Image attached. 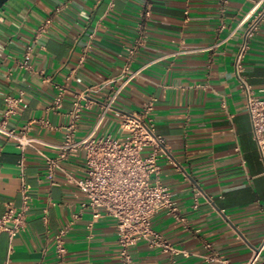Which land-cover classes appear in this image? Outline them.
Instances as JSON below:
<instances>
[{
	"label": "crops",
	"instance_id": "1",
	"mask_svg": "<svg viewBox=\"0 0 264 264\" xmlns=\"http://www.w3.org/2000/svg\"><path fill=\"white\" fill-rule=\"evenodd\" d=\"M260 1L153 0L146 20L143 0L4 3L0 118L6 95L22 91L23 109L8 126L34 142L22 151L15 139L0 134V219L10 204L20 207L21 178L31 197L24 230L10 238L0 229V264H57L53 240L63 226H68L64 264L121 262L115 219L92 220L88 208L74 217L85 194L69 177L83 175L84 151L46 176L43 154H56L80 92L94 103L82 109L76 139L91 132L123 138L118 112L152 103L149 118L171 157L159 160L157 177L184 220L160 209L150 226L188 253L177 254L176 264H215L212 257L246 264L253 255L254 264H264V163L234 71L242 28L233 32ZM47 18L46 31L36 36ZM27 47L30 67L23 68ZM129 60L130 70L139 71L99 120L101 103L120 85ZM243 75L256 95L264 93V21L249 40ZM58 87L64 91L54 109ZM129 253V264H167L170 257L144 241Z\"/></svg>",
	"mask_w": 264,
	"mask_h": 264
},
{
	"label": "built area",
	"instance_id": "2",
	"mask_svg": "<svg viewBox=\"0 0 264 264\" xmlns=\"http://www.w3.org/2000/svg\"><path fill=\"white\" fill-rule=\"evenodd\" d=\"M153 0H143L141 17L146 20L150 16V7ZM51 19L47 18L37 26L36 36L44 34ZM264 21V0L252 7L239 21L233 32L242 28L241 41L234 58L235 77L245 95V108L250 118L252 138L257 146L264 163V93L256 95L243 75V59L249 47V40L256 33ZM29 47L25 50L20 61V67L29 68ZM139 69L130 70V60L124 65L121 72V83L115 87L106 100L101 103L99 120L106 112L113 110V103L121 89L135 78ZM64 89L58 87L53 99V108H60ZM86 91V90H85ZM72 107L68 113L69 123L65 126V134L61 143L54 146L57 152L54 156L43 154L46 164V176L51 178L55 170H63L61 163L79 150L84 151L85 165L83 175L79 178L69 177L85 194L78 211L74 214L78 218L84 209L91 212L92 220L106 215L115 219L116 236L119 244L120 264H129L131 255L129 248L140 241H144L151 248H158L170 254L167 264H176L175 256H186L185 250L177 249L162 235L152 230L150 219L160 209H167L177 219V208L174 206L169 188L157 177L159 160L162 157L171 160L169 150L163 136L155 131L154 123L149 118L152 103L142 105L139 111L118 112L119 131L123 138H116L109 134L94 136L93 132L76 139L75 132L83 108L94 101L85 97V92L74 96ZM24 104V93L8 94L5 97V107L0 118V134L17 141L18 148L24 150L32 146L34 139L17 133L8 126L12 116L21 113ZM24 130V129H23ZM22 160L19 166H22ZM155 176L153 180L151 177ZM21 205L15 208L10 204L0 219V229L13 237L23 231L26 225V212L29 208V185L21 178L19 187ZM68 226L61 227L54 236L53 246L57 264H64L67 248L64 236ZM264 246V240L262 242ZM261 246V247H262ZM253 255L246 264H254ZM215 264H232L228 259L212 257Z\"/></svg>",
	"mask_w": 264,
	"mask_h": 264
},
{
	"label": "water",
	"instance_id": "3",
	"mask_svg": "<svg viewBox=\"0 0 264 264\" xmlns=\"http://www.w3.org/2000/svg\"><path fill=\"white\" fill-rule=\"evenodd\" d=\"M8 0H0V8L6 3Z\"/></svg>",
	"mask_w": 264,
	"mask_h": 264
}]
</instances>
